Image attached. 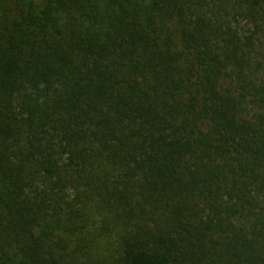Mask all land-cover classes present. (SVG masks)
<instances>
[{
    "label": "trees",
    "instance_id": "1",
    "mask_svg": "<svg viewBox=\"0 0 264 264\" xmlns=\"http://www.w3.org/2000/svg\"><path fill=\"white\" fill-rule=\"evenodd\" d=\"M0 264H264V0H0Z\"/></svg>",
    "mask_w": 264,
    "mask_h": 264
}]
</instances>
